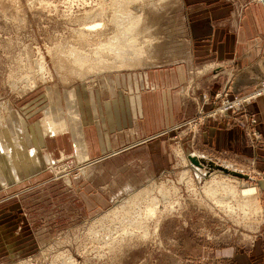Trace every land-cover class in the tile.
<instances>
[{"label":"rangeland","instance_id":"374dc122","mask_svg":"<svg viewBox=\"0 0 264 264\" xmlns=\"http://www.w3.org/2000/svg\"><path fill=\"white\" fill-rule=\"evenodd\" d=\"M250 1L261 2L0 0V264H264V156L246 158L206 140L212 129H230L229 121L245 118L253 127L249 106L264 93V78L239 96L232 76L211 64L209 92L186 98L208 107H188L171 129L138 144V135L126 138L135 146L121 154L83 159L67 142L47 153L45 165L46 147L27 138L43 135L53 111L54 122L65 121L79 139L77 116H69L75 92L82 114L117 109L116 87L136 88L138 74L183 57L188 20L229 10L239 19ZM140 102L125 105L133 112ZM157 117L173 123L170 113ZM128 124L138 133L140 123ZM8 145L20 150L18 162Z\"/></svg>","mask_w":264,"mask_h":264},{"label":"crops","instance_id":"0c3cea01","mask_svg":"<svg viewBox=\"0 0 264 264\" xmlns=\"http://www.w3.org/2000/svg\"><path fill=\"white\" fill-rule=\"evenodd\" d=\"M187 26H189L187 30L189 33L187 36L188 42L186 43L188 46L186 51L182 53L183 57L168 65L147 69L144 75L138 74L134 85L136 88L133 85H127L126 82L116 87L113 91L117 94L115 100L118 106L117 109H101L97 113L82 114L75 92V102L78 106V112L75 113L76 120L78 119L76 129L80 131L79 139L76 137L78 133L76 131L74 140L72 132L68 131L65 121L55 123L53 111H49L52 118L48 115V128L43 131V135L29 134L27 136L28 139H31L30 146H40L43 150L46 147V149H49V152L46 149L44 150L46 156H48L47 153H58L61 148L66 150L67 142H71L70 145H76V150L82 152L83 159L87 156L94 159L102 156H113L117 153L121 154L150 136H158L161 131L171 129L174 126L173 124L179 122L182 116L184 117L188 112V107H208L201 102V99L190 105V101L186 98L191 92L192 95L196 96L209 92L210 88L208 86L212 80L209 73L215 70L213 68L209 69L213 67L211 64L218 63L215 68L221 66L224 72L230 77L232 76L230 82L232 84L230 85H232L235 94L242 96L257 89L260 79L264 78V0L258 3L250 1L245 6L244 13L239 19L231 14V10L229 12L214 11L198 19L188 20ZM219 70L221 71V69ZM130 95L133 100L137 97L141 101V105L134 108L133 112L131 108H128L130 107L128 104L125 105V102L131 99ZM163 103H165V106L162 105ZM249 112L250 115L254 116L255 123L253 127L246 129L247 119L245 118L237 120V124H232L229 121L230 129L220 126L217 129L212 124L216 129H212L210 134L207 135V142L211 146H214L215 143L216 148L222 147L246 158L257 160L259 156H264V147L257 148L252 142L255 140L253 133H257L264 139V96L249 106ZM162 113L172 114L173 123L164 124L163 117H157ZM137 115H141L142 121L137 119ZM69 116L72 121L74 119L72 112ZM17 120L19 119L14 120V124ZM19 122L22 126L20 120ZM86 122L92 125L90 128L88 127L90 129L89 133L84 127ZM128 122L140 123L137 127L139 129L138 133L133 130L130 131V129L129 131L124 129L129 125ZM62 124L65 125L71 140L65 138L67 136L65 129L61 128L57 133L54 131L55 126L59 128ZM19 132L20 134L17 135L19 136L17 139L18 144L21 138H23L25 144V132L20 130ZM52 133L56 136H52ZM119 133L121 137L124 135V139H118ZM136 135H138V139L132 142L135 141V144L125 141L126 138L131 140V137L134 138ZM32 136L34 139L31 138ZM249 137L254 140L252 139L250 142ZM9 140L10 138L8 142ZM11 140L13 141V139ZM34 140L37 141L36 144L33 143ZM42 140L44 142H41ZM8 147L10 151L14 149L13 155L18 162L16 157L18 153L16 152L20 150L10 145ZM38 151L39 149H37V154H40ZM160 156L167 159V152H161ZM51 163L52 160L49 164Z\"/></svg>","mask_w":264,"mask_h":264},{"label":"bare ground","instance_id":"6f19581e","mask_svg":"<svg viewBox=\"0 0 264 264\" xmlns=\"http://www.w3.org/2000/svg\"><path fill=\"white\" fill-rule=\"evenodd\" d=\"M119 50H121V49H119ZM122 52H123V51H122ZM125 53H126V52H125ZM71 112H72V114H73V112H74V113H77V112H78V109H77V107L75 106V104L72 105V111H71ZM58 130H59L58 127L55 126V127H54V131L57 133ZM20 144H21V146H24V145H23V144H24V140H23V138L20 139ZM21 146H20V147H21ZM7 153H9L10 156H13L11 152H7ZM198 158L200 159V157H198ZM201 158H202V157H201ZM199 159H198V160H199ZM43 161H44V164H45V165L51 162V160H50V158H49L48 156H44V157H43ZM198 167H199V166H198ZM196 170H197V169H196ZM198 170H199V169H198ZM207 176H208V175H207ZM207 178H208V177H207ZM212 191L214 192V190H212ZM241 192H243V190H242ZM135 194H136V193H135ZM135 196H136V195H135ZM133 197H134V196H133ZM137 197H138V196H137ZM137 197H136V198H137ZM129 200H131V199L129 198ZM126 201H128V200H126ZM136 201H137V200H136ZM136 201H135V200H132V202H130V203H131L130 205H133ZM136 203H137V202H136ZM137 205H138V204H137ZM137 205H136V206H137ZM154 211H155V210H154ZM137 212H138V211H137ZM151 213H152V212H151ZM138 214H139V213H138ZM138 218H139V217H138ZM139 220H140V219H139ZM142 220H143V219H142ZM134 222H135V221H134ZM142 222H144V221H142ZM136 223H137V222H136ZM142 228H143V227H142ZM137 229H138V228H137ZM140 229H141V228H140ZM143 229H144V228H143ZM147 231H148V230H147ZM144 232H145V231H144ZM147 233H148V232H147ZM145 234H146V233H145ZM146 237H147V236H146ZM145 239H146V238H145Z\"/></svg>","mask_w":264,"mask_h":264},{"label":"water","instance_id":"95a60500","mask_svg":"<svg viewBox=\"0 0 264 264\" xmlns=\"http://www.w3.org/2000/svg\"><path fill=\"white\" fill-rule=\"evenodd\" d=\"M191 160H192V162L194 164L200 165L199 161L196 158L191 157ZM210 167L211 168H216L217 170H223V171H225L226 173H228L229 175H232V176L234 175V176H237V177H240V178L247 179V177L245 175H243L241 173H238L236 171H229L228 169H226L224 167H221V166L215 167V166H213L211 164ZM258 184H259V187H260L261 191L264 192V178L261 181H259Z\"/></svg>","mask_w":264,"mask_h":264},{"label":"built area","instance_id":"2783aa9c","mask_svg":"<svg viewBox=\"0 0 264 264\" xmlns=\"http://www.w3.org/2000/svg\"><path fill=\"white\" fill-rule=\"evenodd\" d=\"M263 89H264V87H263ZM262 90V89H261ZM264 96V93L262 92V93H260V95H259V97L256 99L255 98V100L256 101H258V100H260L262 97ZM240 101V100H239ZM235 106V105H234Z\"/></svg>","mask_w":264,"mask_h":264}]
</instances>
